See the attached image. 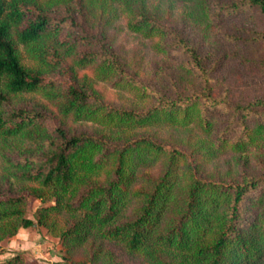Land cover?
Instances as JSON below:
<instances>
[{"label":"trees","instance_id":"16d2710c","mask_svg":"<svg viewBox=\"0 0 264 264\" xmlns=\"http://www.w3.org/2000/svg\"><path fill=\"white\" fill-rule=\"evenodd\" d=\"M70 1L0 0V137L29 141L19 158L3 162L19 188L0 189V240L34 225L24 215L32 195L47 203L37 223L60 238L67 255L81 250L90 264H122L119 253L143 264H264V169L248 170L242 156L264 153V94L230 96L201 42L136 0H79L101 35L98 46L82 49L93 36L66 33L74 25L68 8L63 16L49 11ZM171 1L192 3L188 16L205 25L255 9L261 27L247 42L264 53V0ZM120 15L127 30L149 40L177 70L170 86L155 72L141 76L105 41L104 25ZM18 45L38 67L21 62ZM65 58L71 79L63 85L47 74ZM86 67L91 78L74 70ZM95 81L141 102L115 104ZM21 93H39L61 117L94 128L60 125L50 132L43 111L14 102ZM157 127L174 135L167 140ZM226 149L239 167L209 171L205 162ZM50 213L61 219L49 222ZM0 264L23 263L15 254Z\"/></svg>","mask_w":264,"mask_h":264},{"label":"rangeland","instance_id":"374dc122","mask_svg":"<svg viewBox=\"0 0 264 264\" xmlns=\"http://www.w3.org/2000/svg\"><path fill=\"white\" fill-rule=\"evenodd\" d=\"M38 1L40 4L46 2V0ZM217 1L230 2L232 0ZM116 4L114 1V5ZM135 4L146 6L147 11L156 12L169 27L201 42V51L208 54L209 65H213V76L220 79L223 86L228 88L230 96L249 98L264 94V64L260 62V57H264V53H260L254 44L247 42L253 29L261 27V19L255 9L242 10L231 16L225 15L224 19L215 20V22L205 25L203 21L195 22L188 16L189 11L193 8L192 3L171 0H136ZM53 6L49 11L54 16L68 14L66 8L71 11L69 13L73 16L74 25L71 29L68 28L66 33L69 31L81 38L93 36L90 38V43H83L80 48L90 49L98 46V38L101 37L99 24L93 23L87 10L86 12L84 9L79 11V0H71L67 4L59 3ZM210 6H214L213 3H210ZM104 29L107 36L105 41L110 44L112 50L123 56L134 69L139 71L141 76L149 78L155 72L156 78L168 86H170L167 83L168 80L177 77V70L166 61V57L154 51L149 40L127 30L121 15L112 18L108 25H104ZM61 38H64L63 34ZM18 50L21 62L25 66L38 67L23 46L18 45ZM52 57L50 54L48 58ZM68 64L69 59H63L59 67H56L47 76L57 79L63 85L67 84L71 79V71L67 68ZM74 70L79 77H92L91 67L74 68ZM94 86L105 99L115 104L131 106L141 102L134 93L116 89L109 82L95 81ZM13 100L17 105L43 111L45 114L43 125L50 132L60 125L69 131L92 130L94 128L91 123L71 122L69 119L61 117L56 106L39 93H21L14 96ZM157 132L167 140H169V135H174L161 127H157ZM28 146L29 141L26 139L23 141L20 139L4 140L0 137V189L18 191L19 184L7 175L3 162H5V156L13 159L19 158ZM245 154L247 155L245 167L248 170L260 172L264 169V153L252 151L244 153L242 156ZM205 165L211 172H222L228 166L235 169L239 167L235 162L234 155L228 149L206 161ZM157 170L156 165L152 167L153 173ZM45 205L47 203H43L32 195L27 197L24 215L32 219L34 225L27 228L21 227L12 236L1 239L0 257L8 258L19 254L23 264H90L81 250L67 255L60 238L51 234L46 226L37 223L38 208ZM55 219H61V217L50 213L49 222ZM119 254L123 257L122 264H143L138 258ZM4 259H0V261Z\"/></svg>","mask_w":264,"mask_h":264},{"label":"clouds","instance_id":"9594fccd","mask_svg":"<svg viewBox=\"0 0 264 264\" xmlns=\"http://www.w3.org/2000/svg\"><path fill=\"white\" fill-rule=\"evenodd\" d=\"M4 258H7L6 256L5 257H0V259H4Z\"/></svg>","mask_w":264,"mask_h":264}]
</instances>
